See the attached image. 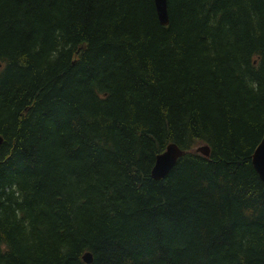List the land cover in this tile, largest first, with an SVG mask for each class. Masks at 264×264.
I'll use <instances>...</instances> for the list:
<instances>
[{"label":"trees","instance_id":"obj_1","mask_svg":"<svg viewBox=\"0 0 264 264\" xmlns=\"http://www.w3.org/2000/svg\"><path fill=\"white\" fill-rule=\"evenodd\" d=\"M169 16L0 0V264H264V0Z\"/></svg>","mask_w":264,"mask_h":264},{"label":"water","instance_id":"obj_2","mask_svg":"<svg viewBox=\"0 0 264 264\" xmlns=\"http://www.w3.org/2000/svg\"><path fill=\"white\" fill-rule=\"evenodd\" d=\"M155 3L161 23L165 26L169 25V0H155ZM3 142L4 137L0 134V157ZM195 151L206 157L211 155V147L209 144H201L197 147V149H195ZM185 154L186 150L183 149L177 142L169 143L165 150L159 153L156 157V162L151 171L152 178L155 180H162L167 177L173 168L178 164L180 158ZM252 161L255 169L264 181V136L254 151ZM83 259L87 263H92L94 261L93 253L91 251L85 252Z\"/></svg>","mask_w":264,"mask_h":264}]
</instances>
